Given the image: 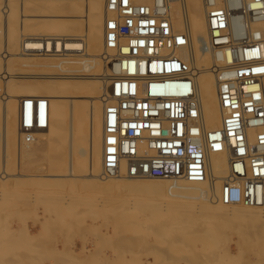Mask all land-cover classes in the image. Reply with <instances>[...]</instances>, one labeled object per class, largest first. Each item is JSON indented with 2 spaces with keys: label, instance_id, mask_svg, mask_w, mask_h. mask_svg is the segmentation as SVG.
<instances>
[{
  "label": "built area",
  "instance_id": "1",
  "mask_svg": "<svg viewBox=\"0 0 264 264\" xmlns=\"http://www.w3.org/2000/svg\"><path fill=\"white\" fill-rule=\"evenodd\" d=\"M174 0H107L105 45L114 52L103 96L102 176L208 180L209 156L228 153L222 204H264V0H204L221 127L202 117L187 31L174 28ZM48 100L20 102L19 143L47 124ZM45 119L41 121V112ZM257 130L255 139L250 130Z\"/></svg>",
  "mask_w": 264,
  "mask_h": 264
},
{
  "label": "bare ground",
  "instance_id": "2",
  "mask_svg": "<svg viewBox=\"0 0 264 264\" xmlns=\"http://www.w3.org/2000/svg\"><path fill=\"white\" fill-rule=\"evenodd\" d=\"M106 1L19 0L14 3L13 0H3L1 2L0 40L2 39L4 43L2 58L5 59L3 66L0 68V102H2V106H0L2 107L3 120L1 139L3 146L7 150L9 142L20 136V133L18 136L16 132L15 115L17 113H15V109L21 96L47 94L51 97L47 112L48 134L57 138L56 159L65 161L64 157L67 153L68 156H66L69 157V160L67 159L66 168L70 165L69 163L78 161L80 163L79 168H81V171L83 169V172L78 174V171H75L67 174L60 171L59 173L42 174L38 177L54 180L67 177L69 179L66 180L71 181L85 179L101 191L172 196L174 197L171 198V200L174 199L173 201L160 202L161 204L157 208L158 213L165 214L166 209L174 207L175 204H178L177 208L192 206L195 212L205 213L204 215H207L208 218L207 216L204 217L210 218V220L213 219L220 225H229L239 229L245 225L259 228L257 230H254L256 228L247 230L246 234L239 233L237 239H228L227 244L223 246V252L221 254L216 253L223 257L224 264L238 262L250 255V251L247 249L250 244H254V251L251 255L261 254L264 251V204L260 206L226 205L219 201L221 184L228 174L227 152H215L209 156V178L203 182L173 179L106 178L102 176V116L105 105L103 96L112 78V60H108V58L114 54L113 51L107 50L105 45ZM137 1L148 2L149 0ZM2 3L3 8H1ZM49 4L56 15H49L52 18L43 21L39 17L46 18L44 17L47 16L45 11ZM63 8L68 9L72 14L62 15L69 13V11H62ZM16 10L19 11V18L23 26L20 30L16 27ZM75 10L80 14H73ZM171 16L176 30L189 33L191 50L188 54L182 51L180 56L183 59L190 58L192 61V68L196 75L197 92L202 103L203 121L208 130H215L221 127L222 117L219 110L218 82L212 71L215 60L213 53L202 47V43L208 40L210 36L204 0H174L171 5ZM79 25L81 26L79 34L68 33L76 30L77 27L79 28ZM260 26L262 27L264 24H260ZM19 47L22 53L18 51ZM24 53L34 55V57H23ZM104 54H106L105 58ZM18 57L20 59L10 63L11 59ZM16 64L31 71L25 73L12 72L11 67ZM68 118L69 126L67 128L66 120ZM44 119L45 111L41 112V121L43 122ZM256 132L257 130H250V140L255 139ZM42 135L44 137L45 134L42 133ZM36 140L37 138L29 144V147L35 148L40 145L36 144ZM66 141H69L67 152L64 148ZM48 144L51 145L50 142ZM21 147L19 146L20 151ZM4 175L8 177L6 173L1 174L0 177L5 179ZM17 177L22 179L25 175L20 172ZM15 197L18 203L22 201L23 196L20 189L17 190V196ZM114 206L119 205L115 203ZM136 206V201L129 203L130 209ZM154 208L156 209V207ZM119 225L121 226V224ZM30 230L32 229L24 224L19 232L26 237L36 236V239L43 236L45 232H49V229L43 223L42 227L34 234ZM13 231L15 232L16 229H12ZM211 231L212 227L207 229V234L209 235ZM214 236H212L213 238L210 237V241H215ZM203 238L207 240L208 237ZM177 243L180 246L179 242ZM202 246H204V250L210 249V245L203 244ZM175 248L173 249L176 250ZM213 248L208 252L212 258L211 261L214 260L213 253L215 251ZM88 249L86 245H83L81 251L89 253ZM20 260L18 261L20 262ZM256 261L257 259L253 262ZM19 262L16 264H21L22 261Z\"/></svg>",
  "mask_w": 264,
  "mask_h": 264
},
{
  "label": "rangeland",
  "instance_id": "3",
  "mask_svg": "<svg viewBox=\"0 0 264 264\" xmlns=\"http://www.w3.org/2000/svg\"><path fill=\"white\" fill-rule=\"evenodd\" d=\"M2 1L0 0V5ZM18 1L13 0L14 3ZM3 6L2 3L1 8ZM46 8L45 15L47 16H44L46 18L39 17L43 21L52 18L49 15H56L50 4ZM16 11V27L20 30L23 26L19 18V11ZM62 11L68 12L69 10L63 8ZM66 14L70 15L72 12L69 11V13L62 15ZM73 14L79 15L80 12L75 10ZM80 31L81 26L68 33L79 34ZM3 46L4 43L1 39L0 68L5 62V59L2 58ZM18 51L22 53L20 47ZM105 55H103L104 58ZM27 56L34 57V55L24 53L23 57ZM36 56L40 57L42 55ZM18 59L20 58H13L10 63ZM11 68L12 72L25 73L31 71L17 64ZM28 97L47 99V112L50 106L51 97L47 94L21 96L15 109L18 136L19 104ZM1 104L2 102H0ZM1 106L0 175L6 173L8 177L5 175V179L0 177V252L4 251L0 253L2 254L0 255V259H2L0 264L3 262H6L5 264H16L20 258L21 264H36V262L37 264H224L223 257L217 254L223 252V246L227 244L228 239H237L239 233L246 234L247 230H253V228H256L254 230L259 229L256 226L245 225L241 228L246 230L244 232V230L237 227L220 225L213 219H207L208 216L204 215L205 213L195 212L192 206L177 208L178 204H175L174 207L166 209L165 214L158 213L157 208L161 204L160 202L173 201L174 199L171 200V198H174L172 196L101 191L85 179L71 181L66 180L69 179L67 177L56 180L40 178L39 175L59 173L60 171L67 174L78 171L79 174L83 172V169L81 171V168H79L80 163L78 161L69 163L70 165L66 168L69 160L67 153L64 157L65 161L56 159L57 138L48 134V124L45 129H40L37 132L36 144L40 145L32 148V146L29 147V144H19V136L14 141L9 142V147L6 150L1 139L3 130ZM66 125L68 128L69 118L66 120ZM42 133L45 134L44 137H42ZM49 142L51 145L48 144ZM68 142H65V151L68 150ZM19 146H22L21 151ZM20 172L25 175L22 179L17 177ZM16 188L21 190L23 196L22 201H19L20 203L17 202L15 197L18 190ZM129 200L136 201L137 206L130 209L129 203L131 201ZM115 203L119 206H114ZM148 203L149 205H147ZM153 203L155 206H153ZM150 207H156V209ZM204 216H207V218ZM42 223L49 229V232H45L43 236L37 239L36 236L26 237L19 232L25 224L29 229H32L30 232L34 234L42 227ZM118 224H121V226H118ZM211 227L212 231L209 236L207 229ZM12 229H16V231L12 232ZM212 234L215 235V241H210V237L213 238ZM203 237L208 238L206 240ZM78 242L81 245L80 250L78 249ZM203 244L210 245V249L204 250ZM83 245L89 248V253H85V250V252L81 251ZM211 246L214 247L213 250L215 251L213 261H211V255L208 253L212 249ZM247 249H249L250 255H247L246 259L243 258L232 264H242V261L243 264L264 263V251L255 256L254 254L251 255L254 251V244L248 245ZM233 250L235 251L234 245ZM153 259L155 260L153 261ZM256 259L257 261L253 262Z\"/></svg>",
  "mask_w": 264,
  "mask_h": 264
},
{
  "label": "crops",
  "instance_id": "4",
  "mask_svg": "<svg viewBox=\"0 0 264 264\" xmlns=\"http://www.w3.org/2000/svg\"><path fill=\"white\" fill-rule=\"evenodd\" d=\"M19 111H20V104H19ZM18 119H19V114H18ZM103 134V133H102ZM103 137V136H102ZM80 248H81V245H80V243L78 242V249L80 250Z\"/></svg>",
  "mask_w": 264,
  "mask_h": 264
}]
</instances>
